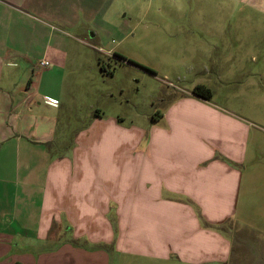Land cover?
Returning a JSON list of instances; mask_svg holds the SVG:
<instances>
[{
    "label": "crops",
    "instance_id": "1",
    "mask_svg": "<svg viewBox=\"0 0 264 264\" xmlns=\"http://www.w3.org/2000/svg\"><path fill=\"white\" fill-rule=\"evenodd\" d=\"M42 1L0 0V264H264V227L238 215L248 128L192 91L154 115L143 152L137 129L130 164L97 162L80 142L106 135L100 115L53 156L58 105L41 91L53 70L33 81L18 66L33 38L23 11L54 8ZM50 233L70 242L38 249Z\"/></svg>",
    "mask_w": 264,
    "mask_h": 264
},
{
    "label": "rangeland",
    "instance_id": "2",
    "mask_svg": "<svg viewBox=\"0 0 264 264\" xmlns=\"http://www.w3.org/2000/svg\"><path fill=\"white\" fill-rule=\"evenodd\" d=\"M52 4L41 13L23 11L21 34L33 38L18 66L25 65L33 81L38 71L53 70L52 76L43 75L41 86L54 92L58 105L55 139L48 144L53 156L72 150L78 133L100 115L108 122L106 135L80 142H90L97 162L130 164L123 151L131 148L137 129V148L143 152L152 118L202 84L211 92L207 101L248 128L238 215L264 227V0ZM41 61L50 66L41 67ZM50 235L38 249L48 251L71 239ZM144 261L122 256L119 264H149Z\"/></svg>",
    "mask_w": 264,
    "mask_h": 264
},
{
    "label": "trees",
    "instance_id": "3",
    "mask_svg": "<svg viewBox=\"0 0 264 264\" xmlns=\"http://www.w3.org/2000/svg\"><path fill=\"white\" fill-rule=\"evenodd\" d=\"M117 57L119 59H122L123 61H127L125 57L121 56V55H117ZM130 63H132L131 61H128ZM150 71V70H148ZM151 72V71H150ZM192 94L195 95L198 98L204 99V100H208L211 97V92L210 90L202 85V84H197L192 88Z\"/></svg>",
    "mask_w": 264,
    "mask_h": 264
},
{
    "label": "built area",
    "instance_id": "4",
    "mask_svg": "<svg viewBox=\"0 0 264 264\" xmlns=\"http://www.w3.org/2000/svg\"><path fill=\"white\" fill-rule=\"evenodd\" d=\"M41 67H48L49 63L47 61H41L40 62ZM43 102L50 105V106H56L57 103L52 98H43Z\"/></svg>",
    "mask_w": 264,
    "mask_h": 264
}]
</instances>
